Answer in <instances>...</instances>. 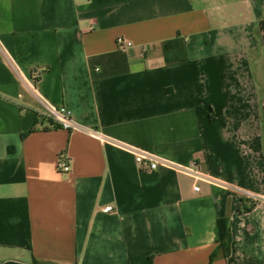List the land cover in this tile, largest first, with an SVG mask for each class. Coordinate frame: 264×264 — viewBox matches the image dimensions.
Listing matches in <instances>:
<instances>
[{"label":"crops","instance_id":"0c3cea01","mask_svg":"<svg viewBox=\"0 0 264 264\" xmlns=\"http://www.w3.org/2000/svg\"><path fill=\"white\" fill-rule=\"evenodd\" d=\"M263 58L264 0H0V262L264 264ZM37 69L81 129L40 116Z\"/></svg>","mask_w":264,"mask_h":264},{"label":"built area","instance_id":"2783aa9c","mask_svg":"<svg viewBox=\"0 0 264 264\" xmlns=\"http://www.w3.org/2000/svg\"><path fill=\"white\" fill-rule=\"evenodd\" d=\"M116 42L120 46H131L132 43L128 41L127 39H124L123 37H117ZM14 69V67L12 68ZM16 74L17 71L13 70ZM40 74V70H34L33 72V80H29V83H24V88L31 94V96L34 98V100L37 102V106L39 107V113L41 116L46 117L51 121L53 124H56L58 128L66 129V130H79L82 127L75 122V119L72 117L70 111L64 107H58L53 104H51L48 100H46L41 93L37 90L35 87V81L37 80L38 76ZM91 134H96L94 130L87 129ZM103 140H106V138ZM108 141V140H107ZM113 142L115 145L125 149L126 151L131 152L134 154V159L137 164V166L143 170V171H152L157 169L160 165L167 166L170 168L175 169V171L178 172H184L190 174L194 181V190L198 191L200 190V186L197 184L200 180H209V182L218 183L221 186L225 187L227 190H236L238 191L243 197H250L254 198L256 195L254 193L245 190L243 188H238L236 186L230 185L229 183H226L224 181H220L218 179H215L207 173L201 165L200 161L197 160H190L187 164H178L174 161L166 160L160 158L158 155L150 153L148 151H143L140 148H136L131 145H127L122 142L118 141H108ZM58 169L60 172H67L70 169L69 162L65 160L63 157L59 158L58 162ZM113 209L112 205L105 206L103 208L104 211L109 212Z\"/></svg>","mask_w":264,"mask_h":264},{"label":"trees","instance_id":"16d2710c","mask_svg":"<svg viewBox=\"0 0 264 264\" xmlns=\"http://www.w3.org/2000/svg\"><path fill=\"white\" fill-rule=\"evenodd\" d=\"M41 116V115H40ZM51 122V121H50ZM52 123V122H51ZM52 125L56 127V124ZM32 129L29 131L31 132ZM218 233L219 239L218 244L214 248L213 252L210 255V261H214L219 256L227 257L230 252V243H231V234H230V224L227 216L220 217L218 219Z\"/></svg>","mask_w":264,"mask_h":264},{"label":"water","instance_id":"95a60500","mask_svg":"<svg viewBox=\"0 0 264 264\" xmlns=\"http://www.w3.org/2000/svg\"><path fill=\"white\" fill-rule=\"evenodd\" d=\"M0 264H24V263H20L19 261H6V262H3V263L0 262ZM40 264H50V263H40Z\"/></svg>","mask_w":264,"mask_h":264},{"label":"rangeland","instance_id":"374dc122","mask_svg":"<svg viewBox=\"0 0 264 264\" xmlns=\"http://www.w3.org/2000/svg\"><path fill=\"white\" fill-rule=\"evenodd\" d=\"M235 11V10H234ZM260 63V62H259ZM261 63H264V58L261 60ZM256 71V70H255ZM259 71H260V69H259ZM261 74V72L259 73V75ZM258 75V76H259Z\"/></svg>","mask_w":264,"mask_h":264}]
</instances>
